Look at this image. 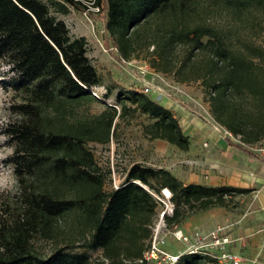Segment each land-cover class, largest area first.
Segmentation results:
<instances>
[{"label":"trees","instance_id":"obj_1","mask_svg":"<svg viewBox=\"0 0 264 264\" xmlns=\"http://www.w3.org/2000/svg\"><path fill=\"white\" fill-rule=\"evenodd\" d=\"M88 5L102 13L123 58L146 50L155 70L198 82L212 119L242 144L264 137V0H0V74L17 97L16 118L4 127L14 145L5 162L20 191L19 204L0 219V264H133L146 248L162 189L173 203L168 226L247 192L184 183L139 162L117 188L103 189L108 175L87 143H108L118 120L140 112L151 120L142 129L149 139L182 150L189 140L176 113L142 89H120L117 107L107 103L113 89L92 63L86 37L55 15ZM100 85L105 91L96 96L91 91ZM98 100L105 103L98 113L79 112ZM35 236L55 241L47 255L32 248ZM207 259L216 262L183 253L175 264Z\"/></svg>","mask_w":264,"mask_h":264},{"label":"rangeland","instance_id":"obj_2","mask_svg":"<svg viewBox=\"0 0 264 264\" xmlns=\"http://www.w3.org/2000/svg\"><path fill=\"white\" fill-rule=\"evenodd\" d=\"M88 6L84 10L70 7L67 14L55 13V15L57 18L65 21L70 33L86 37L88 55L91 57L92 63L96 67L103 83L110 85L113 89V93L109 98L115 99L114 94L120 89H129L130 87L141 89V82L138 80V67L145 64L153 74L150 75L148 73L146 76H152L153 83L160 86L164 92H175L177 91V86H179L191 93L192 97L202 93L198 82L180 83L174 80L172 74L155 70L150 64L151 55L142 48L129 59H134L136 62L130 64L122 62L119 58L121 55H119L116 47L112 45L107 34H105L102 13L97 11L95 7ZM151 49L152 47L149 48V51ZM3 81V77L0 74V219L11 215V211L15 209L20 200L19 186L15 180L12 167L5 162V159L12 154L14 145L4 131L5 124L16 118L15 114L11 111V106L15 103L17 97L11 89L4 88ZM153 93L155 92L153 91ZM157 98L160 97L157 96L155 99ZM127 103L129 104L128 100ZM104 105L105 103L101 100L94 101L83 105V108L79 109V112L88 114L98 113ZM187 105L188 110L192 111L193 109L199 112L200 117L203 115L209 117L203 112L201 105L191 103H187ZM150 121L146 115L136 112L133 116H126L118 120L114 134L108 143L102 144L92 141L87 143V146L93 153L95 162L108 175L103 188L105 191L113 188V178L117 184H121L127 169L134 162L152 167L159 166L160 159L157 156V151L158 148H163L166 144L159 140L152 141V139L143 134V125ZM160 193L163 195L162 190ZM239 203V200L233 198L232 202H229L226 207L233 211H238ZM160 209L161 207L159 206L157 211L159 212ZM172 238L171 236L167 237L166 248L172 249L178 242V246H181L180 241ZM54 246L55 241L53 239H46L42 236L33 237L32 248L41 256L47 255ZM100 253V250L91 251V259L98 257ZM204 264L218 263L207 259Z\"/></svg>","mask_w":264,"mask_h":264},{"label":"crops","instance_id":"obj_3","mask_svg":"<svg viewBox=\"0 0 264 264\" xmlns=\"http://www.w3.org/2000/svg\"><path fill=\"white\" fill-rule=\"evenodd\" d=\"M176 90L157 99L176 113L189 145L188 149L182 150L165 140L152 139L166 144L158 148V167L169 170L184 183L247 189V192L232 196L240 202L238 211L226 206L209 207L186 216L178 228L192 234L195 230L204 233L215 226H224L233 239L228 246L230 251L245 257L244 264H264V156L237 138L224 136L216 130V122L202 93L192 97L183 87L177 86ZM151 96L157 97L154 93ZM187 103L201 105L211 119L204 115L200 117L193 109L188 110ZM178 243L169 250L183 251L184 243L181 242V246Z\"/></svg>","mask_w":264,"mask_h":264},{"label":"built area","instance_id":"obj_4","mask_svg":"<svg viewBox=\"0 0 264 264\" xmlns=\"http://www.w3.org/2000/svg\"><path fill=\"white\" fill-rule=\"evenodd\" d=\"M119 58L122 62L128 64L136 62L134 59L129 60L130 58L125 59L122 56H119ZM138 73V80L141 82V89L144 93L152 94L154 91L156 96H160L163 93L166 94L160 86L153 83L152 76H150L152 72H150L146 64L138 67ZM148 73L150 75L146 76ZM104 91V86L100 85L91 92L98 96ZM107 103L117 107L112 98H108ZM215 128L224 136L233 137L219 124L215 123ZM251 147L264 156V137L251 145ZM112 180L113 188H117L120 184H117L114 178ZM154 196L159 201L161 209L159 212L157 211L151 225V233L146 248L143 250L142 255L134 260L133 264H175L183 253H200L216 260L218 264H244L245 257L228 249L233 239L224 226H215L205 233L195 230L192 234L183 232L176 224L168 226L165 216H169L173 212V203L170 201V195L163 193V195L155 194ZM169 236L184 243L183 251L173 252L166 248V239Z\"/></svg>","mask_w":264,"mask_h":264},{"label":"bare ground","instance_id":"obj_5","mask_svg":"<svg viewBox=\"0 0 264 264\" xmlns=\"http://www.w3.org/2000/svg\"><path fill=\"white\" fill-rule=\"evenodd\" d=\"M162 191H163V189H162ZM163 193H164L165 195H170V192H169V190H168V189H166V188H164V191H163Z\"/></svg>","mask_w":264,"mask_h":264}]
</instances>
